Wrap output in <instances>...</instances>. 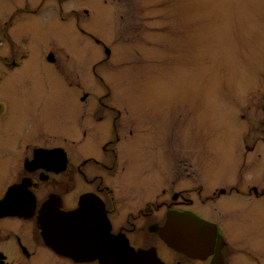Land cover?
Instances as JSON below:
<instances>
[{
    "label": "flooded vegetation",
    "instance_id": "flooded-vegetation-1",
    "mask_svg": "<svg viewBox=\"0 0 264 264\" xmlns=\"http://www.w3.org/2000/svg\"><path fill=\"white\" fill-rule=\"evenodd\" d=\"M135 1L0 0L8 11L0 12V90L10 78L15 91L0 97V264H264V124L238 129L223 163L191 149L177 158L175 104L161 114L158 100L98 72L117 57L115 40L129 34L119 24L154 5ZM45 11L103 47L105 60L85 69L97 91L81 92L82 67L65 66L53 52L46 56L57 70L46 75L52 92L36 93L20 70L29 21ZM98 20L110 22L102 30L108 43L96 33ZM81 208L103 243L90 256L50 237L75 242L70 213ZM181 212L190 215L186 252L163 237L169 215Z\"/></svg>",
    "mask_w": 264,
    "mask_h": 264
},
{
    "label": "rangeland",
    "instance_id": "rangeland-1",
    "mask_svg": "<svg viewBox=\"0 0 264 264\" xmlns=\"http://www.w3.org/2000/svg\"><path fill=\"white\" fill-rule=\"evenodd\" d=\"M72 1L77 0H68L70 7ZM140 1L145 0L135 2L140 6ZM142 9L140 19L117 23L130 30L115 40L117 57L108 61L103 47H90L72 20L39 13L29 21V55L20 70L33 78L36 93L52 92L46 75L57 70L46 56L53 52L65 66L77 62L83 70L81 92H93L92 81H99L85 69L103 59L98 72L116 86L123 82L128 92L158 100L161 114L175 107L177 158L191 149L193 157L223 163L224 148L232 147L238 129L264 124V0H154ZM0 12L8 11L1 7ZM94 24L108 43L102 30L110 22ZM11 84L8 78L0 97L14 94Z\"/></svg>",
    "mask_w": 264,
    "mask_h": 264
},
{
    "label": "water",
    "instance_id": "water-1",
    "mask_svg": "<svg viewBox=\"0 0 264 264\" xmlns=\"http://www.w3.org/2000/svg\"><path fill=\"white\" fill-rule=\"evenodd\" d=\"M90 215V211H86L83 208L78 209L75 212L70 213L72 218V222L74 224V231L76 235V241H71L70 243H63L58 235H51L50 237L54 240V244L57 247L69 246V251L73 253L81 254L82 256H90L99 251H101V247L103 243L94 239L96 235V230L90 226H85L83 224V220ZM190 219V215L185 212L178 213L177 215H169L168 218V227L165 229V233L163 237L167 241L169 245L172 247L181 250L187 251V242H186V231H187V221ZM87 220V219H86ZM195 220H197L195 218ZM176 223V224H174ZM72 246V247H71ZM76 247V250L75 248ZM123 252L133 253L132 249H124ZM147 251H139L135 257L136 260L142 261L143 253Z\"/></svg>",
    "mask_w": 264,
    "mask_h": 264
}]
</instances>
